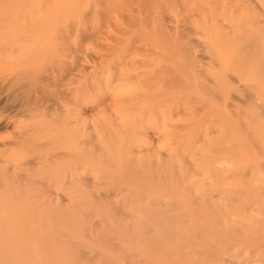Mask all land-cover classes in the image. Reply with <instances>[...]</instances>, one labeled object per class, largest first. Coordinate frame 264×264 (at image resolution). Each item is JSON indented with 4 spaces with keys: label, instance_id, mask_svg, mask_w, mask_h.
Returning <instances> with one entry per match:
<instances>
[{
    "label": "bare ground",
    "instance_id": "6f19581e",
    "mask_svg": "<svg viewBox=\"0 0 264 264\" xmlns=\"http://www.w3.org/2000/svg\"><path fill=\"white\" fill-rule=\"evenodd\" d=\"M66 5L14 73L0 264H264V0Z\"/></svg>",
    "mask_w": 264,
    "mask_h": 264
},
{
    "label": "rangeland",
    "instance_id": "374dc122",
    "mask_svg": "<svg viewBox=\"0 0 264 264\" xmlns=\"http://www.w3.org/2000/svg\"><path fill=\"white\" fill-rule=\"evenodd\" d=\"M66 1L67 0H0V120L3 123H0L2 125H0V137L4 138L6 136L4 138L5 140L3 139L4 141L0 138L1 150L4 149L3 147H1L2 143L10 142L9 137H12V133L14 132L12 130L9 131L8 128H5V119L15 114L14 111L19 107V105H21V103L24 102V98L27 95L26 91H24L26 89L25 85L28 83V81L26 83V80H24L26 79L27 73L25 72L26 75L23 74L24 82L22 80H19V77L17 78V81H19L20 84H16L17 81L15 76L18 72H21V74H18L19 76H21L24 71L28 70V68L26 69L28 65L29 68L34 69L33 67L36 64V61L41 62H38L37 64L41 67L43 66V63L44 65H46L50 60L61 59L59 57L62 52H60L59 50L62 48V45L60 44L64 41L62 39L64 36L63 33L65 32L66 37V33L68 31H71L70 36L72 35L73 30H69L68 28H71L72 23H74L75 21L70 16H68L69 7L66 5ZM65 29L67 30V32ZM10 43L14 46H11ZM59 45L61 48L59 47ZM5 47H8L9 49ZM13 47H15V49ZM6 50L10 52L8 53L6 52ZM4 51L6 52V54ZM55 52H57V54ZM4 55H6V58L4 57ZM10 56L12 57L13 62L11 61ZM28 62L30 63L28 64ZM32 63L34 64L32 65ZM30 65H32V67ZM24 68L25 70H23ZM46 68L49 70V67L47 65ZM30 71L32 72V70ZM14 73H16V75ZM43 73L40 74V78L42 77V74L45 77L46 72ZM46 74H48V72ZM5 76L6 78L4 79L3 77ZM44 77H42V79ZM9 79L11 82L9 81ZM13 80H15V82ZM6 81L8 83H5ZM4 83L6 84V88L7 85L8 88H13H9L10 90H6ZM20 87H22V91ZM56 90H58V87L56 88ZM51 93L49 95L53 96L52 99H54L55 95H53V92ZM13 94L16 96H14ZM239 94H242V92ZM49 95H47V97ZM49 98V100L52 101L51 97ZM12 99L16 104L12 102ZM51 101L50 105L52 104ZM13 107L15 109H13ZM10 133L11 135L9 136Z\"/></svg>",
    "mask_w": 264,
    "mask_h": 264
}]
</instances>
